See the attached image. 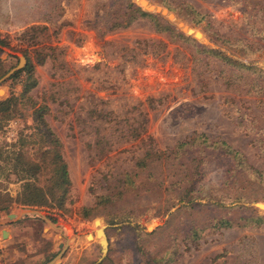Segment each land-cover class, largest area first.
<instances>
[{
    "label": "rangeland",
    "instance_id": "374dc122",
    "mask_svg": "<svg viewBox=\"0 0 264 264\" xmlns=\"http://www.w3.org/2000/svg\"><path fill=\"white\" fill-rule=\"evenodd\" d=\"M140 1L146 7L157 4L198 31L203 39L192 35L200 45L264 70V0ZM118 2L0 0V76L23 55L19 37L33 24L47 27V45L61 48L66 64L61 76L54 73V61L48 57L33 64L36 85L27 92L29 98L17 104L15 112L0 107V219H5L0 223V264H55L62 258L63 264H163L158 260L162 255L171 258L167 264H264V223L242 219L251 211L264 214L260 211L264 210V93L259 91L264 90L263 79L180 42H168L145 19L99 36L109 6ZM186 4L202 15L199 23L172 10ZM36 35V40H43L38 31ZM26 76L22 72L5 79L0 100L17 95ZM54 91L60 94L55 101ZM39 105L46 109L35 112ZM101 112L108 113L101 118ZM39 113L58 138L67 166L70 187L62 210L52 201L43 206L18 201L23 180L12 160L16 147L11 144L23 137V154L35 158V150L43 145ZM143 117L145 135L134 138L130 128ZM96 131L110 149L99 160L90 159L88 146ZM198 135L207 143L222 142L238 151L240 164L261 171V181L253 180L242 166L235 180L220 183L218 171L222 178L229 176L225 167L232 163L221 153L220 144L203 149L204 166L193 169L191 157L202 147ZM190 138L195 141L185 144V151L176 157V146ZM148 148L170 153L165 160L148 163L154 180L144 179V170L136 166ZM130 171L138 174L140 196L98 205L99 195L123 188L121 180ZM48 173L39 174V185ZM186 174L191 176L187 182ZM253 202H259L255 208ZM83 208L92 214L84 216ZM25 209L44 218L24 214L7 220V214ZM94 218L101 221L93 223ZM220 219L231 224L222 226ZM101 223L107 251L96 262L101 236L94 230Z\"/></svg>",
    "mask_w": 264,
    "mask_h": 264
},
{
    "label": "trees",
    "instance_id": "16d2710c",
    "mask_svg": "<svg viewBox=\"0 0 264 264\" xmlns=\"http://www.w3.org/2000/svg\"><path fill=\"white\" fill-rule=\"evenodd\" d=\"M118 4L115 7L109 6V11L107 14V19L103 22L102 28L100 29L99 36L102 35L105 31H110L117 28H124L130 25L132 22L139 20V19H145L149 22V24L152 26L154 32L157 33H163L168 42L175 43L180 42L183 46H190L193 48L194 52L201 53L203 55H206L208 57H212L214 59H218L222 61V63L226 66H231L235 69L240 70L241 72H248L252 74L257 80L260 81V79L264 81V70L252 65L251 62L248 63H242L236 59H232L230 56L225 55L222 51L217 50L216 48H209L200 45L195 41V39L184 32H182L180 29L174 27L171 23H169L167 20H165L162 16L159 14H156L154 12L146 11L145 4L141 2V7L131 0H118ZM178 8V9H177ZM175 12H177L180 15H186L190 21L193 23H199L202 15L198 14L194 9L192 10V7H190L188 4H186L184 7H176L172 8ZM184 12V13H183ZM169 17L172 19V22L175 25H178L180 21L175 18L171 13L169 14ZM182 23V22H181ZM183 24V28L185 30H188L191 34L196 35L199 38H202V35L196 31L193 30L190 26ZM185 25V26H184ZM99 30V29H98ZM40 33V36L43 37V40H36V32ZM47 27L45 25H30L28 26L19 37L20 41V48L19 51L24 55L26 58L25 65L16 70L13 74H11L8 79L14 78L21 74L22 72H25L27 74L25 80L21 84V89L17 95H13L12 93L9 94L8 97L0 100V107L4 111L8 112H15V107L20 102H24L26 99H28L27 92L33 88L36 85V80L33 76V64H39L41 63L46 57L54 61V66L52 65V68H54V73L58 71L57 76H61V72L63 71L64 67L66 66L65 62L61 59L62 55V49L57 47L56 45H47L49 43V34L46 32ZM46 43L43 44L40 48L37 46L40 43ZM0 43H3V41L0 39ZM161 44V46L159 45ZM157 45H159L161 48H165V44L162 42H158ZM23 46V47H22ZM145 46V45H144ZM152 54H155L157 56H161V53H154L153 49L150 51ZM162 52V50H160ZM28 53L32 54V57L34 58V61L31 62L29 60ZM164 55V54H163ZM65 70V69H64ZM4 73V72H3ZM63 78V77H61ZM54 85H59V83H54ZM258 85V84H257ZM260 85V84H259ZM258 85V86H259ZM260 87V86H259ZM262 94L264 93L263 89L259 90ZM54 101L60 97V94L58 91H54ZM45 105H39L37 106L34 111H42L45 110ZM108 112H101L98 114L99 117L103 118L105 114ZM38 118L40 119L39 124L41 125L42 133L40 134V143L41 145L39 148L35 150V158H30L26 155H24L23 146L25 145L24 138L21 137L17 139L15 143H12L11 146H15L16 150L12 152L14 156L12 157L14 165L17 166L18 170L22 172V183L20 185V192L18 201L22 205L27 206H43L46 204L47 201L53 202L54 206L58 209H63L62 204L65 202L69 187H70V180L67 172V166L62 158V155L60 153V142L58 138L50 131L47 124L41 119V113H39ZM146 119L143 117L141 120L137 123V125L130 128L131 133L133 134V137H139L141 135H145L146 129ZM95 130H97L95 128ZM94 141L90 146L92 155L90 159L93 160H99L106 156L108 153L109 145L108 141L97 131L94 134ZM149 138V136L147 135ZM196 138H198V144L199 146H202L201 148H198L196 150V154L192 155L191 160V166L192 168H199L201 170L204 165H202L203 157L201 156V152H203V149L208 148H217L218 144L221 145V153L224 155H228V159L232 161V163H228V167H225V172L229 173V176L223 177V172L218 171L221 174V182L227 184L229 182V178L232 177L233 180H235L236 175L239 173V170L242 168V166L247 170L248 174L253 177V180L261 181V171H258L256 169H253L251 166L248 165H241L239 161V154L238 151L230 149L228 146H226L222 142H210L207 143L206 138H204L201 135H198ZM195 141L194 138H190V141L187 140L186 142L179 143L176 146V150L174 153L177 155L176 157H180L182 152L185 151L184 147L185 144L191 145ZM14 147H12L13 149ZM170 153H165L164 151L159 150H153L152 148L146 149L141 156L138 158L136 162V166L138 167V170H141L145 172L143 175L144 179H152L153 177V171L148 166V163L151 161H159L160 159H167ZM1 155V154H0ZM237 168L239 170H237ZM243 169V168H242ZM48 176L42 180V185H39L38 176L39 174H46L47 172ZM44 172V173H43ZM136 171H130L126 172L124 175V179L121 180V184L123 185V188L121 190H116L112 193H107L103 195H99L97 197V204L101 206H106L107 204H112L115 202H121L126 201V198L130 197L132 195L140 196L138 189L139 188L135 184V178L137 177ZM186 179H184L185 182H187L191 176L186 174ZM141 188V187H140ZM256 210V209H255ZM84 216H87L89 214H92V211L88 210L87 208L82 209ZM260 211H264L261 209ZM242 219L244 220V223H251V224H261L264 223V214H259L256 212H249V214L242 216ZM219 224L222 226H229L231 224V221L229 219H220ZM158 260L162 261L163 264H167L171 258L165 257L162 255L158 258Z\"/></svg>",
    "mask_w": 264,
    "mask_h": 264
},
{
    "label": "water",
    "instance_id": "95a60500",
    "mask_svg": "<svg viewBox=\"0 0 264 264\" xmlns=\"http://www.w3.org/2000/svg\"><path fill=\"white\" fill-rule=\"evenodd\" d=\"M140 7H141V1L140 0H134ZM164 9V8H163ZM165 11H167L166 9H164ZM146 11H149V12H154V13H158L162 16H164L165 14L160 10L158 12H156L155 10H146ZM168 12V11H167ZM168 20L169 18L166 17ZM178 29H180L182 32L188 34V35H192L190 32H188V30H185L183 28V24L180 22L178 25H176ZM185 26V25H184ZM193 38H195V36L192 35ZM197 39V38H195ZM25 63V58L23 57V55H19L18 56V62L15 66H13L12 68H10L9 70H7L3 75L0 76V85L3 83V81L5 79H7L12 73H14L16 70L20 69ZM259 202H262V201H259ZM259 202H253L252 203V206L255 208V205ZM264 203V202H263ZM257 207V206H256ZM24 214H34V215H39L40 217L44 218V216H42L38 211L36 210H28V209H25V210H21L19 211L18 214H14V213H10V214H7L6 217H7V220L8 221H13L15 219H18L20 217H22ZM99 218H94L92 220L93 223H95L96 221H98ZM5 219H0V223H4ZM104 229H105V225L103 223H101V227H98L94 230V235L95 236H98L100 235L101 238L98 239V243L100 245V257L97 259L96 262H99L105 255L106 251H107V240H106V237H105V233H104ZM147 231H150L151 230V227H147L146 228ZM90 235L89 233L86 234V236ZM65 244H60L59 246L62 247L64 246ZM61 252V250H60ZM60 254V253H59ZM54 263V262H53ZM48 264V263H47ZM55 264H57V262H55Z\"/></svg>",
    "mask_w": 264,
    "mask_h": 264
},
{
    "label": "bare ground",
    "instance_id": "6f19581e",
    "mask_svg": "<svg viewBox=\"0 0 264 264\" xmlns=\"http://www.w3.org/2000/svg\"><path fill=\"white\" fill-rule=\"evenodd\" d=\"M151 6H153L152 8H151ZM145 9L146 10H155L156 12H158V11H162L165 15V17H168L169 18V20L172 22V19L169 17V12H167V11H165L162 7H159L157 4H154V5H152V4H149V6H147V7H145ZM201 39H203V38H201ZM100 219H98V221H99ZM98 221H96V222H98ZM101 221V220H100ZM95 222V223H96ZM1 233H2V235L3 236H6L7 234H8V232H7V230H5V229H3L2 231H1ZM91 235V234H90ZM89 236V235H88ZM87 236V237H88Z\"/></svg>",
    "mask_w": 264,
    "mask_h": 264
},
{
    "label": "crops",
    "instance_id": "0c3cea01",
    "mask_svg": "<svg viewBox=\"0 0 264 264\" xmlns=\"http://www.w3.org/2000/svg\"><path fill=\"white\" fill-rule=\"evenodd\" d=\"M9 232L12 234L13 232H12V229L11 230H9ZM64 259L65 258H62L57 264H63V262H64Z\"/></svg>",
    "mask_w": 264,
    "mask_h": 264
}]
</instances>
